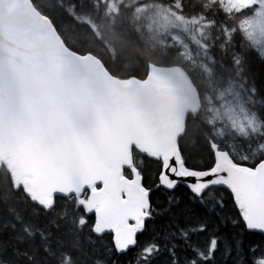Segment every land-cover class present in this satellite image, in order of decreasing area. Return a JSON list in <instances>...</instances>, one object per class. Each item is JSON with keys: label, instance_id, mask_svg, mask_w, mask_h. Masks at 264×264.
I'll return each instance as SVG.
<instances>
[{"label": "snow or ice", "instance_id": "snow-or-ice-1", "mask_svg": "<svg viewBox=\"0 0 264 264\" xmlns=\"http://www.w3.org/2000/svg\"><path fill=\"white\" fill-rule=\"evenodd\" d=\"M0 264H264V0H0Z\"/></svg>", "mask_w": 264, "mask_h": 264}]
</instances>
